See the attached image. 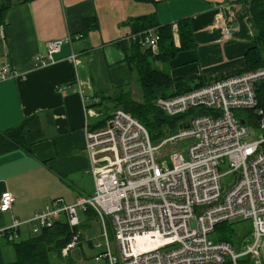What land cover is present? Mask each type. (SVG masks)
Listing matches in <instances>:
<instances>
[{"label": "built area", "instance_id": "obj_1", "mask_svg": "<svg viewBox=\"0 0 264 264\" xmlns=\"http://www.w3.org/2000/svg\"><path fill=\"white\" fill-rule=\"evenodd\" d=\"M223 31L229 36L232 29L224 26ZM125 39L156 53L161 36L153 27ZM65 42L72 43L73 38L47 41L35 56V67L51 63ZM70 58L77 62L80 55L72 51ZM18 74L2 66L0 82ZM155 103L169 116H183L177 130L154 142L148 129L121 108L102 128L86 125L94 193L69 204L52 200L30 219L14 218L1 232L15 241L22 226L31 224L38 234L63 216L72 231L61 250L67 257L82 240L79 211L92 209L104 230L103 239H92L93 246L102 249L96 260L239 264L264 239V65L160 97ZM85 111L96 115L87 107ZM187 137L194 139L187 158L177 150L161 152L165 145ZM15 201L11 191H4L0 211H10ZM236 219L253 227V242L246 249L238 251L229 242L210 239L218 224Z\"/></svg>", "mask_w": 264, "mask_h": 264}, {"label": "crops", "instance_id": "obj_2", "mask_svg": "<svg viewBox=\"0 0 264 264\" xmlns=\"http://www.w3.org/2000/svg\"><path fill=\"white\" fill-rule=\"evenodd\" d=\"M1 9L0 67L19 74L0 82V132L33 115H39L43 128L30 151L0 153V197L7 190L16 197L10 211H0V254L6 263L18 260L16 243L35 235L26 224L18 240L10 241L1 229L14 218L30 219L57 198L69 204L94 193L86 125L91 130L104 127L115 110L114 98L123 93L143 101L131 87L137 78L143 94L139 75L126 60V52L132 56L133 50L125 39L140 19L151 16L157 26L171 24L177 48L182 44L178 21L190 19L195 47L154 63L173 79L170 94L253 70L246 61L254 29L245 0H0ZM224 26L231 27L229 36ZM68 35L72 43L65 42L48 65L35 67V56L47 41ZM72 51L80 55L77 62L70 58ZM86 107L96 115L90 116ZM82 212L79 245L88 241L93 246L96 234L90 225L100 221L92 209Z\"/></svg>", "mask_w": 264, "mask_h": 264}, {"label": "trees", "instance_id": "obj_3", "mask_svg": "<svg viewBox=\"0 0 264 264\" xmlns=\"http://www.w3.org/2000/svg\"><path fill=\"white\" fill-rule=\"evenodd\" d=\"M245 1L250 7L249 20L254 29L253 47L247 52L246 61L250 69H256L264 65V0ZM2 12L3 9L0 10V13ZM154 19L151 16L140 19L142 23L136 26L132 33L155 27ZM84 22L87 25L89 20L85 19ZM178 23L182 42L180 48L174 45L171 24L156 25L161 36L160 50L157 54L135 41H128L131 43L133 55L126 52V60L131 69L139 75L144 99L138 102L129 93H123L114 98L113 109L121 108L130 112L148 129L154 142L161 141L168 136L169 132L177 130V123L183 117L182 115L169 116L155 103L160 97L167 98L175 94L167 92L173 84V79L168 73L155 67L154 63L165 61L167 58H172L178 51L193 48L196 45L190 19L183 18ZM124 44L127 46L126 43ZM111 115L108 114L107 118L109 119ZM42 136L43 128L39 115L30 116L19 127L0 132V153L16 148L30 151L32 145ZM235 224L236 222L231 221L222 222L216 226L215 233L216 240L229 242L237 249L234 238L238 231H241V226L235 227ZM250 230L251 228L247 231ZM71 234V227L67 221H57L53 228L43 229L28 241L16 243L18 253L16 262L6 263L0 254V264H53L51 254L61 258V250L70 241ZM105 264H109L107 259ZM239 264H251V261L245 256L239 260Z\"/></svg>", "mask_w": 264, "mask_h": 264}, {"label": "rangeland", "instance_id": "obj_4", "mask_svg": "<svg viewBox=\"0 0 264 264\" xmlns=\"http://www.w3.org/2000/svg\"><path fill=\"white\" fill-rule=\"evenodd\" d=\"M131 87L134 92V97L139 101L142 100L143 94L141 92V87L137 78L135 79ZM193 142L194 139L192 137L179 139L175 143H169L165 145L161 150V152L168 153L169 151L177 150L181 154H183L185 158H187L189 146ZM79 216L81 217V219L84 218L82 211H79ZM237 221H242V220L236 219L231 221V222H236L235 227L241 226V231H238L236 237L234 238L235 245L238 251H243L244 249L247 248L248 245L252 244L253 242V227L251 223L248 221H244V222H237ZM90 227L93 230V232H95L96 234L94 239L96 240L101 238L103 239L102 235L104 230H103V225L100 222L93 220ZM243 227H245V229ZM249 227L251 228V230L247 231L250 229ZM108 228L110 230V227ZM246 228L248 229L246 230ZM84 232L87 234L88 230H84ZM109 233L111 234V231H109ZM216 237H217L216 233L210 235V239L212 240H216ZM113 247H114V252H116L115 242L113 243ZM101 251L102 249L95 248L94 246L89 245L88 241L87 242L85 241L82 243V246L79 245L76 249L72 250L70 254L71 256L60 258L55 256V254H52L51 259L53 264H105V259L103 260L95 259V255H97ZM245 256L248 257L249 261H251V264H264V239L257 244L253 252Z\"/></svg>", "mask_w": 264, "mask_h": 264}, {"label": "water", "instance_id": "obj_5", "mask_svg": "<svg viewBox=\"0 0 264 264\" xmlns=\"http://www.w3.org/2000/svg\"><path fill=\"white\" fill-rule=\"evenodd\" d=\"M242 123H244V121H242ZM186 127H189V124H187Z\"/></svg>", "mask_w": 264, "mask_h": 264}, {"label": "bare ground", "instance_id": "obj_6", "mask_svg": "<svg viewBox=\"0 0 264 264\" xmlns=\"http://www.w3.org/2000/svg\"><path fill=\"white\" fill-rule=\"evenodd\" d=\"M166 98V97H165Z\"/></svg>", "mask_w": 264, "mask_h": 264}]
</instances>
